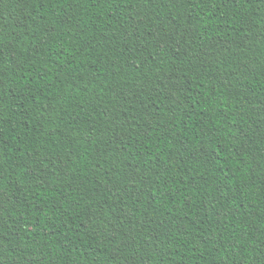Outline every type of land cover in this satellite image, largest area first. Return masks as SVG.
Instances as JSON below:
<instances>
[{
  "label": "trees",
  "instance_id": "trees-1",
  "mask_svg": "<svg viewBox=\"0 0 264 264\" xmlns=\"http://www.w3.org/2000/svg\"><path fill=\"white\" fill-rule=\"evenodd\" d=\"M0 264H264V0H0Z\"/></svg>",
  "mask_w": 264,
  "mask_h": 264
}]
</instances>
